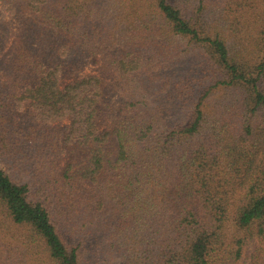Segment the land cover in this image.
<instances>
[{
  "label": "trees",
  "instance_id": "1",
  "mask_svg": "<svg viewBox=\"0 0 264 264\" xmlns=\"http://www.w3.org/2000/svg\"><path fill=\"white\" fill-rule=\"evenodd\" d=\"M0 3V264H264V0Z\"/></svg>",
  "mask_w": 264,
  "mask_h": 264
},
{
  "label": "rangeland",
  "instance_id": "2",
  "mask_svg": "<svg viewBox=\"0 0 264 264\" xmlns=\"http://www.w3.org/2000/svg\"><path fill=\"white\" fill-rule=\"evenodd\" d=\"M0 11L2 12V13H4V11L2 10V8H1V3H0ZM4 15H5V13H4ZM9 34H8V36H7V39H10V34H11V32H12V26L10 27V29H9ZM10 41V40H9ZM9 41H7V42H9ZM192 60V56H190V55H188V54H182V56H181V58H180V60H179V65H178V69H180V68H187L188 67V64H189V61H191ZM172 116H174L173 114H169L168 116L166 115V116H163V118H166V120H168V119H170ZM248 256H249V250H247L246 252H245V259H248Z\"/></svg>",
  "mask_w": 264,
  "mask_h": 264
}]
</instances>
